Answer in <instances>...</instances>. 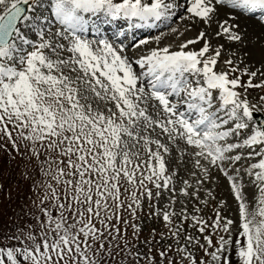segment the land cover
<instances>
[{
  "label": "snow or ice",
  "instance_id": "obj_1",
  "mask_svg": "<svg viewBox=\"0 0 264 264\" xmlns=\"http://www.w3.org/2000/svg\"><path fill=\"white\" fill-rule=\"evenodd\" d=\"M251 21L264 55V0H0V140L43 177L35 224L0 241V264H264ZM161 23L202 27L176 50L163 32L125 46L124 27ZM225 182L235 208L217 201ZM146 205L168 235L140 240Z\"/></svg>",
  "mask_w": 264,
  "mask_h": 264
},
{
  "label": "rangeland",
  "instance_id": "obj_2",
  "mask_svg": "<svg viewBox=\"0 0 264 264\" xmlns=\"http://www.w3.org/2000/svg\"><path fill=\"white\" fill-rule=\"evenodd\" d=\"M184 23V24H183ZM181 24H175L181 32H184L185 26L189 25L190 22L184 20ZM252 25V24H251ZM254 25V24H253ZM250 27V35L246 37V40H249L247 48L242 49V51L252 52V60L255 61V67H260L261 63H264V55L261 54V45L255 43L252 40L253 35H260V29L258 26ZM202 26L193 27L191 31L185 32L184 36L177 37V39L167 38L165 41L160 42V46L173 45L177 48V45L185 39L194 38L197 33L201 30ZM176 35V34H174ZM177 36V35H176ZM169 37V36H168ZM176 40V41H175ZM125 46H128L127 40L124 39ZM213 43H224L223 40H213ZM156 46H148L146 48H151ZM176 46V47H175ZM195 47H199L196 45ZM226 48L235 49L239 47L238 45H225ZM173 49V50H174ZM176 50V49H175ZM141 51L130 50L128 53H132L133 56H137ZM228 54L224 53L221 57L222 60L227 59ZM244 65H240L243 67ZM225 65L222 63L218 65V68H224ZM255 70V68H253ZM243 80H247L248 77H242ZM261 80H264V76H257L253 78V83H259ZM248 98L256 103L258 98L264 96V88H250L247 90ZM259 107L261 112L264 113V102H260ZM245 152L249 151L244 149ZM244 167H247V163L243 160L240 162ZM240 166V165H237ZM43 179L39 171V161L32 157L31 153L28 152L23 145L20 146L19 151L13 148L11 143L6 139L0 140V241L5 240L6 237L11 236L19 228L27 229L28 227L35 224V215L37 209L35 204L38 203V196L41 194V189L38 187L39 182ZM223 180V178L221 177ZM208 187H213L211 184ZM216 197L217 201L221 199H227L229 204L235 208V204L232 201V198L227 191L226 182L222 186L216 188ZM249 194L254 191V188L247 189ZM213 207L216 206V201L212 202ZM203 207V205H200ZM177 208L179 205L176 206ZM149 208L147 205L144 207L143 211L140 213V219L134 221V223L141 225L142 232L140 234V240L150 239V234L152 230H155L157 238L161 234L168 235V227L165 225L161 218L149 217ZM189 211L191 212V204L189 205ZM194 215H211V209L206 208L204 213H193ZM231 215V213H226ZM127 215V214H125ZM130 219V217H129ZM188 227L189 232L195 235V230ZM128 238L132 239V229H128ZM164 243H171L170 240H165ZM147 251L146 246L143 244L140 245ZM159 248L155 249L158 251ZM175 255V253H173Z\"/></svg>",
  "mask_w": 264,
  "mask_h": 264
},
{
  "label": "bare ground",
  "instance_id": "obj_3",
  "mask_svg": "<svg viewBox=\"0 0 264 264\" xmlns=\"http://www.w3.org/2000/svg\"><path fill=\"white\" fill-rule=\"evenodd\" d=\"M178 13L181 11V10H177ZM173 20L174 22H169L171 24V27H175V26H178V25H175V24H182L184 20L182 19H178L176 17H173ZM250 24H254L253 26H258L257 22L256 21H251L249 22ZM184 24V23H183ZM112 31H115V29L112 28ZM125 32L127 33V47L131 48V45L141 39H148V38H153L155 37L156 35H159L160 33H167L166 35L162 36L161 38V41H165V39L167 38H171V39H177V34L174 35L172 33H170L169 31V28L166 24L164 23H161L159 25V27H154L153 29H149L147 27H141V28H133L132 32H128L127 30H125ZM109 35H111V32L109 33ZM169 36V37H168ZM123 39V38H122ZM176 41V40H175ZM153 44H155L154 42L153 43H150L149 45H147L146 47H150L152 46ZM173 46V45H172ZM176 47V46H175ZM174 49V47H173ZM176 49V48H175ZM174 49V50H175ZM135 51V50H134ZM141 51V50H139ZM128 55L130 56H133L132 53H128Z\"/></svg>",
  "mask_w": 264,
  "mask_h": 264
},
{
  "label": "water",
  "instance_id": "obj_4",
  "mask_svg": "<svg viewBox=\"0 0 264 264\" xmlns=\"http://www.w3.org/2000/svg\"><path fill=\"white\" fill-rule=\"evenodd\" d=\"M259 118H260V117H259ZM259 118H258V119H259Z\"/></svg>",
  "mask_w": 264,
  "mask_h": 264
}]
</instances>
